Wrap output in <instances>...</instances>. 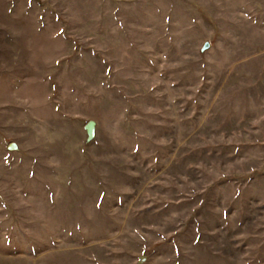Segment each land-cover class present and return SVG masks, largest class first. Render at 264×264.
<instances>
[{
    "label": "rangeland",
    "instance_id": "1",
    "mask_svg": "<svg viewBox=\"0 0 264 264\" xmlns=\"http://www.w3.org/2000/svg\"><path fill=\"white\" fill-rule=\"evenodd\" d=\"M0 264H264V0H0Z\"/></svg>",
    "mask_w": 264,
    "mask_h": 264
},
{
    "label": "water",
    "instance_id": "2",
    "mask_svg": "<svg viewBox=\"0 0 264 264\" xmlns=\"http://www.w3.org/2000/svg\"><path fill=\"white\" fill-rule=\"evenodd\" d=\"M207 44H208V41H206L204 43V45L202 46V50L205 49ZM84 127H85V130H86V133H87V137H86L87 140H91L94 137V135H95V127H96L95 119H93V118L88 119L85 122ZM8 147L10 149H14V148H16V143L15 142H10L8 144Z\"/></svg>",
    "mask_w": 264,
    "mask_h": 264
}]
</instances>
